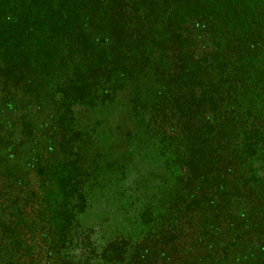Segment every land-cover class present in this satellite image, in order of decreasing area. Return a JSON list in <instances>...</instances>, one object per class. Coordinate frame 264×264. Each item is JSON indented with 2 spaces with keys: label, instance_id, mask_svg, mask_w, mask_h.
Returning <instances> with one entry per match:
<instances>
[{
  "label": "trees",
  "instance_id": "trees-1",
  "mask_svg": "<svg viewBox=\"0 0 264 264\" xmlns=\"http://www.w3.org/2000/svg\"><path fill=\"white\" fill-rule=\"evenodd\" d=\"M259 52L263 0H0V264H73L74 210L124 170L77 111L123 93L174 179L105 261L264 264Z\"/></svg>",
  "mask_w": 264,
  "mask_h": 264
},
{
  "label": "rangeland",
  "instance_id": "rangeland-1",
  "mask_svg": "<svg viewBox=\"0 0 264 264\" xmlns=\"http://www.w3.org/2000/svg\"><path fill=\"white\" fill-rule=\"evenodd\" d=\"M256 60L264 66V53H256ZM129 100L130 95L123 93L111 105L77 111L80 128L92 131L93 147L124 170L100 164L97 182L88 186L83 205L74 210L67 250L73 264H110L102 257L108 245L140 238L143 204L153 195L172 191L174 178L159 144L144 136Z\"/></svg>",
  "mask_w": 264,
  "mask_h": 264
}]
</instances>
